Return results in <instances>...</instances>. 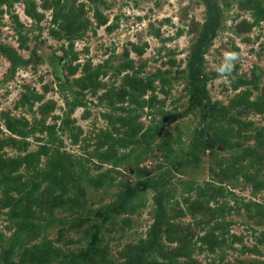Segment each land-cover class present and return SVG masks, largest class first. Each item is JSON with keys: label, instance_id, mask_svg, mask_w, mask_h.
Returning a JSON list of instances; mask_svg holds the SVG:
<instances>
[{"label": "rangeland", "instance_id": "rangeland-1", "mask_svg": "<svg viewBox=\"0 0 264 264\" xmlns=\"http://www.w3.org/2000/svg\"><path fill=\"white\" fill-rule=\"evenodd\" d=\"M0 264H264V0H0Z\"/></svg>", "mask_w": 264, "mask_h": 264}, {"label": "trees", "instance_id": "trees-1", "mask_svg": "<svg viewBox=\"0 0 264 264\" xmlns=\"http://www.w3.org/2000/svg\"><path fill=\"white\" fill-rule=\"evenodd\" d=\"M218 20L215 16L211 17L205 27V30L203 31V34L201 37L198 39V41L195 42L193 46L194 50V55L193 56V83L195 84L194 86L197 88V91L201 93H205V89L201 87L199 84V79L197 77L198 70H201L202 68V52L205 47L209 45V41L207 40L211 34H215V28L217 26ZM200 74V73H199Z\"/></svg>", "mask_w": 264, "mask_h": 264}]
</instances>
